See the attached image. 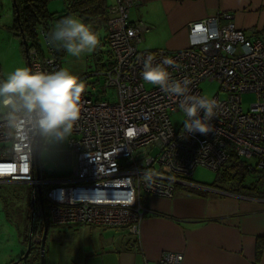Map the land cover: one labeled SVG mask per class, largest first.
Masks as SVG:
<instances>
[{"label":"built area","instance_id":"1","mask_svg":"<svg viewBox=\"0 0 264 264\" xmlns=\"http://www.w3.org/2000/svg\"><path fill=\"white\" fill-rule=\"evenodd\" d=\"M131 7L132 0H117L107 8V42L113 65L95 69L81 79L93 81L86 83L90 91L86 86L81 116L65 154L66 161L74 164L71 176L45 173L40 154L49 144L30 134L34 137L30 156L28 136L10 130L0 118V184L32 187L31 248L41 247L43 241V235L34 232L36 222H43L40 193L54 226L124 227L136 239L148 213L143 204L146 197L171 201L180 189L211 190L191 180L198 167L219 173L235 155L243 161L254 159L264 168V37L249 39L236 28L233 16L224 13L189 23V48L142 50L149 28L129 20ZM53 26L48 22L33 29L26 56L34 71L51 73L62 68L61 49L45 43V34ZM148 55L154 57V64L171 58L179 67H166L174 79L192 80L191 94L203 96L200 86L204 81L219 84L220 93L227 98H213L219 109L210 122L212 132L182 135L186 116L179 98L169 97L142 79ZM246 94L257 97L247 110L241 101ZM174 114L183 116L177 128L171 119ZM149 169L157 173L151 188L141 178ZM183 261V254L169 252L158 264ZM10 264L28 263L20 259Z\"/></svg>","mask_w":264,"mask_h":264},{"label":"crops","instance_id":"2","mask_svg":"<svg viewBox=\"0 0 264 264\" xmlns=\"http://www.w3.org/2000/svg\"><path fill=\"white\" fill-rule=\"evenodd\" d=\"M132 2L129 20L149 28L142 50L189 48L188 24L224 13L233 16L236 28L249 39L264 37V0ZM107 3L110 7L117 0ZM144 202L148 213L136 239L124 227L52 225L53 235L64 233L67 244L57 264H158L169 252L183 254V264H264V251L260 261L255 258L258 239L264 238V196H243L216 186L180 189L171 201L146 197ZM72 239L76 241L70 248Z\"/></svg>","mask_w":264,"mask_h":264},{"label":"clouds","instance_id":"3","mask_svg":"<svg viewBox=\"0 0 264 264\" xmlns=\"http://www.w3.org/2000/svg\"><path fill=\"white\" fill-rule=\"evenodd\" d=\"M45 43L80 58L94 53L101 46V38L90 24L68 15L45 34ZM153 60L152 55L144 59L142 79L148 85L159 87L169 97L179 98L180 109L186 116L182 121V135L212 132L210 122L217 117L218 102L208 96L191 94L193 82L190 78L174 79L166 66H179L171 58L166 57L159 64H154ZM85 91V82L68 68L49 73L18 67L0 80V118L10 130L24 131L32 156V133L45 144H58L69 139L80 119ZM156 176L157 173L149 169L141 178L146 187L151 188Z\"/></svg>","mask_w":264,"mask_h":264},{"label":"rangeland","instance_id":"4","mask_svg":"<svg viewBox=\"0 0 264 264\" xmlns=\"http://www.w3.org/2000/svg\"><path fill=\"white\" fill-rule=\"evenodd\" d=\"M48 9L50 13L54 14L53 24L58 22V16L63 13L65 9L63 0H54L49 3ZM15 24V7L13 0H0V78L5 79L8 74L13 72L18 67H29L28 60L23 46V38L19 35L14 28ZM100 38H103V32H99ZM43 47L44 42L41 40ZM105 53L106 47L102 48ZM96 52V51H95ZM94 53L90 55H83L80 58L71 57L64 51V57L61 60L62 68H68L72 73L84 78L95 71L96 67L93 62ZM93 79L85 82L90 83ZM90 91V86L86 85ZM200 90L203 96L215 98L220 95V98L226 99L227 96L220 93L219 84L214 81H204ZM113 90L110 94L113 95ZM96 99V98H94ZM257 97L253 94H246L242 97L243 108L249 109L250 105L255 103ZM174 128L179 127L183 116L179 114L171 115ZM67 141L58 144H49L48 148H44L40 154V162L47 174L54 177H69L71 176L74 164L67 162L65 154L68 151ZM247 165L253 170L259 168V173H251L246 179V185L254 184L255 191L242 190L243 194H253L264 192V179L262 178V170L259 162L252 159L246 160ZM222 172H215L208 168L198 167L191 180L194 183L213 186L218 185L221 189L233 192V184L225 183L220 180ZM32 187L26 184L9 183L0 184V264H10L22 258V255L27 251V238L29 235L28 218H29V205L31 203ZM262 195V194H261ZM48 214V212H47ZM63 228H57L61 231ZM54 228L51 226L49 234L47 235L45 247V264H57L58 260L62 258L66 251V243L63 238L64 233L56 232L53 235ZM76 240H69L74 243ZM73 247L70 245V248ZM37 249L28 259V264H38L37 262ZM53 254V255H52Z\"/></svg>","mask_w":264,"mask_h":264},{"label":"trees","instance_id":"5","mask_svg":"<svg viewBox=\"0 0 264 264\" xmlns=\"http://www.w3.org/2000/svg\"><path fill=\"white\" fill-rule=\"evenodd\" d=\"M54 0H15V24L14 28L17 30L21 37H24L27 43H30V40L33 38V29L38 27L42 23H53L54 14L50 13L48 9V5L50 2ZM65 4V9L62 14L58 16V21L65 16L74 15L81 18L85 23H88L92 26V28L98 32H103V38L101 40V46L96 50L94 54L93 62L95 64L96 69L98 70H106L110 66L113 65V55L109 49L107 42V20L109 19L108 15V3L107 0H63ZM18 15V18H17ZM106 47L107 51L104 53L102 48ZM64 57V50L61 49L60 60ZM229 163L220 171L222 173L221 181L229 184H233L234 190L233 193H237L240 195H250L255 196L253 194L244 193L242 190H247L249 192L255 191L254 184L251 183L246 185V179L251 173H259V168L251 169L246 161L239 159L237 156L233 155L228 161ZM262 178L264 179V169L262 170ZM216 184L213 187L216 188ZM199 193V191H195ZM256 192V191H255ZM257 193V192H256ZM262 194V195H261ZM257 196H264L263 193H258ZM145 201V200H144ZM143 204L145 205V202ZM45 209L47 210V203L44 201ZM32 204L29 205V218H28V230L30 234V211ZM48 218V217H47ZM51 224L48 218V233L50 230ZM44 224L41 221H37L35 225L34 232L43 235L44 232ZM29 238V235H28ZM28 238H27V246H28ZM257 251H256V260L260 261V257H262L264 251V238L258 239L257 243ZM34 249H37V262L41 264V256L42 251L41 247H32L31 254ZM44 255L45 251H44ZM25 254L22 255V258ZM29 259V258H28ZM28 259L26 262L28 263ZM45 259V258H44ZM45 264V262H44Z\"/></svg>","mask_w":264,"mask_h":264},{"label":"water","instance_id":"6","mask_svg":"<svg viewBox=\"0 0 264 264\" xmlns=\"http://www.w3.org/2000/svg\"><path fill=\"white\" fill-rule=\"evenodd\" d=\"M13 1L15 3V0H13ZM17 18H18V15H17ZM22 38H23V46L25 48V52H27L28 43L24 37H22ZM40 201H41V206H42V211H43V224H44V228H45L44 232H43V236H42L43 241H42V245H41V251H42L41 264H44V262H45L44 251H45V245H46V240H47V235H48V218H47V214H46V210H45L44 200H43L41 193H40ZM30 253H31V247H30V245H28V248H27V251L25 253V256L23 257V260L26 261L29 258Z\"/></svg>","mask_w":264,"mask_h":264}]
</instances>
